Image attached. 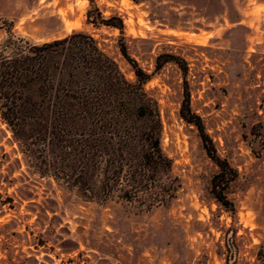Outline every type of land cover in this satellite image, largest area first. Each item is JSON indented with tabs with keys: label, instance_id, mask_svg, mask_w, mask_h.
<instances>
[{
	"label": "rangeland",
	"instance_id": "rangeland-1",
	"mask_svg": "<svg viewBox=\"0 0 264 264\" xmlns=\"http://www.w3.org/2000/svg\"><path fill=\"white\" fill-rule=\"evenodd\" d=\"M119 30L88 23L89 0H0V46L74 32L92 35L135 81L120 44L148 73L162 146L177 186L165 206L89 200L29 163L0 114V264H264V0H94ZM182 58L186 75L166 55ZM218 156L236 172L213 193L219 167L180 110L185 86Z\"/></svg>",
	"mask_w": 264,
	"mask_h": 264
},
{
	"label": "trees",
	"instance_id": "trees-1",
	"mask_svg": "<svg viewBox=\"0 0 264 264\" xmlns=\"http://www.w3.org/2000/svg\"><path fill=\"white\" fill-rule=\"evenodd\" d=\"M88 23L125 36L120 17L105 18L89 0ZM124 58L135 81L90 34L74 32L52 42L34 44L8 30L0 46V114L17 138L29 163L89 200L118 198L147 208L168 205L177 186L172 162L162 146L163 123L158 101L146 90L148 73L130 56ZM186 75L185 61L168 54ZM180 116L198 130L208 156L219 167L213 193H224L236 172L221 159L202 118L191 106L186 83Z\"/></svg>",
	"mask_w": 264,
	"mask_h": 264
}]
</instances>
